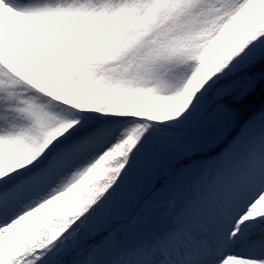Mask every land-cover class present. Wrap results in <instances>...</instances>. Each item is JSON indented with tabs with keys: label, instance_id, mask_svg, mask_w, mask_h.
<instances>
[{
	"label": "rangeland",
	"instance_id": "obj_1",
	"mask_svg": "<svg viewBox=\"0 0 264 264\" xmlns=\"http://www.w3.org/2000/svg\"><path fill=\"white\" fill-rule=\"evenodd\" d=\"M2 2L23 46L0 61V260L110 176L76 230L16 264H59L87 237L102 241L76 264H264V151L239 164L264 145V108L235 131L234 110L200 105L264 51V0ZM124 94L143 118L116 115ZM159 156L175 175L142 199Z\"/></svg>",
	"mask_w": 264,
	"mask_h": 264
},
{
	"label": "trees",
	"instance_id": "obj_2",
	"mask_svg": "<svg viewBox=\"0 0 264 264\" xmlns=\"http://www.w3.org/2000/svg\"><path fill=\"white\" fill-rule=\"evenodd\" d=\"M77 93V90H75ZM206 115H211L218 107H225L236 112V124L239 125L245 118L257 108L264 106V51L250 63H244L242 70L227 75L225 79L214 82L205 91L200 101ZM116 115L123 117L140 116L139 106L135 103V96L124 94L122 100L115 106ZM97 110L100 107L97 106ZM259 154L257 148L249 150V156L256 158ZM170 160L159 156L154 164V175L145 182L143 197L154 195L167 185L175 174L171 169ZM98 237L86 238L67 257L65 263L75 264L85 259L92 250L94 244L101 242ZM62 261V260H61ZM59 261V264L61 263Z\"/></svg>",
	"mask_w": 264,
	"mask_h": 264
},
{
	"label": "bare ground",
	"instance_id": "obj_3",
	"mask_svg": "<svg viewBox=\"0 0 264 264\" xmlns=\"http://www.w3.org/2000/svg\"><path fill=\"white\" fill-rule=\"evenodd\" d=\"M2 1H4V3H10V0L0 1V61L7 60V56L13 54L19 47L22 48L23 46L21 41L22 29L20 30L17 28V23L3 7ZM221 161L222 158L217 156L209 164L218 165ZM116 165V163L114 165L110 164L109 167L112 170ZM109 177L110 176L92 183L77 195L73 194L71 197H67L53 212L30 220L28 224L29 229L25 230L19 237L16 246L11 248L10 253L6 254V256L0 260V264H16L19 261L22 263H31V261L34 260V256L30 258V255L27 257L25 256V253L30 250V248L36 251L37 258L45 255L51 246L47 240L52 236H57L58 238L65 237L68 232L71 233L76 230L85 218L91 214L92 205L96 200L99 192L98 190L106 180L110 179ZM181 222L183 223V220ZM204 248L206 247L204 246L203 249ZM109 253H112V248H110ZM201 255L202 253L199 252L198 258ZM24 256L26 259H23ZM198 258L193 264L198 262ZM96 261H101L100 264H102L105 259L98 258ZM148 263L152 264L154 260L150 258ZM227 264H231V262H227Z\"/></svg>",
	"mask_w": 264,
	"mask_h": 264
}]
</instances>
